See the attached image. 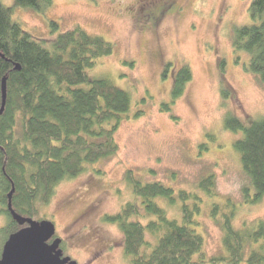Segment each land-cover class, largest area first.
<instances>
[{
	"label": "rangeland",
	"instance_id": "374dc122",
	"mask_svg": "<svg viewBox=\"0 0 264 264\" xmlns=\"http://www.w3.org/2000/svg\"><path fill=\"white\" fill-rule=\"evenodd\" d=\"M0 1L13 7L15 0ZM145 1L53 0L44 13L15 8L13 14V20L46 47L60 33L78 27L104 37L114 45L113 54L99 59L89 74L131 95V109L115 135L116 155L64 180L52 201L39 206L42 219L54 223L66 254L77 264H131L124 254V234L104 221L135 202L126 180L130 170L144 183L162 182L205 198L196 230L205 240L206 264H213L209 257L226 253L221 223L225 215L234 213L238 229L264 222V198L245 203V188L251 194L254 189L234 147L244 132L225 127L231 115L245 127L264 117V83L249 72L250 57L233 48L235 29L251 23L252 0H177L163 20L157 13L152 22L137 12ZM185 66L192 79L184 95L173 101V80ZM167 104L171 109L166 111ZM210 176L215 180L214 198L199 187ZM161 204L170 219L182 223L180 200ZM214 206L219 208L215 215ZM133 219L147 223V218ZM3 223L4 217L0 228ZM147 240L155 244L150 234ZM6 241L0 236V253Z\"/></svg>",
	"mask_w": 264,
	"mask_h": 264
},
{
	"label": "trees",
	"instance_id": "16d2710c",
	"mask_svg": "<svg viewBox=\"0 0 264 264\" xmlns=\"http://www.w3.org/2000/svg\"><path fill=\"white\" fill-rule=\"evenodd\" d=\"M52 1L15 0L13 7L0 1V108L2 79L8 77L7 105L0 116V205L8 204L13 184L14 210L38 220H44L39 206L52 201L64 180L85 174L88 166L116 155L115 135L132 101L125 89L89 74L99 59L113 54L114 45L104 37L78 27L60 33L46 47L13 20L15 8L44 13ZM249 15L251 23L234 31L233 48L250 57L249 72L264 83V0H252ZM52 25L57 29L58 24ZM16 64L22 69L15 70ZM191 79L189 66L182 67L173 80V101L184 95ZM163 109L171 107L167 104ZM225 127L244 132L234 147L254 189L251 194L245 188V203L257 204L264 198V117L245 127L231 115ZM201 147L209 150L205 144ZM126 180L135 202L104 221L117 225L124 234V254L131 264H206L205 240L196 230L205 198L185 190L177 192L162 182L144 183L131 170ZM214 184L210 176L199 187L214 198ZM164 200L169 205L178 200L183 203L182 223L169 218L161 204ZM218 210L214 206V215ZM2 212L10 218L7 211ZM135 217L147 218V223ZM233 217L234 213L225 215L221 222L226 253L209 257V262L264 264V222L238 229ZM18 230L13 220L0 230V236L8 240ZM148 234L155 238L154 245L147 240Z\"/></svg>",
	"mask_w": 264,
	"mask_h": 264
},
{
	"label": "water",
	"instance_id": "95a60500",
	"mask_svg": "<svg viewBox=\"0 0 264 264\" xmlns=\"http://www.w3.org/2000/svg\"><path fill=\"white\" fill-rule=\"evenodd\" d=\"M4 58V56H2ZM15 70H21L18 64L15 65ZM8 77H4L2 83V105L0 108V116L5 112L7 105V82ZM12 190L8 194V209L11 216L19 226L27 224L24 229L11 234L3 246V252L0 257V264H77L71 257L65 259L62 257V250L59 245L61 238L49 246L48 241L56 235V226L50 220H35L28 217L20 216L12 207L13 194L15 185L12 184Z\"/></svg>",
	"mask_w": 264,
	"mask_h": 264
},
{
	"label": "flooded vegetation",
	"instance_id": "af4514ba",
	"mask_svg": "<svg viewBox=\"0 0 264 264\" xmlns=\"http://www.w3.org/2000/svg\"><path fill=\"white\" fill-rule=\"evenodd\" d=\"M175 4H177V0H147L144 2V8H138L137 12L139 13L141 18H146L147 22H152L154 21L156 18V14L158 13V18L163 20V17L165 16L166 13L169 12V10L173 9V7L175 6ZM173 5V7H171ZM144 9L146 10V12H143ZM8 204L5 206L0 205V218L4 217V223L2 224V227L0 228V230L4 227H6L8 225V223L10 221H15L14 217L11 216V213L8 209ZM2 210L7 211L9 213L10 218H8L7 214L3 213ZM37 220V219H35ZM41 221V220H40ZM19 225V224H18ZM27 224L23 225V226H19V230L24 229L23 227H26ZM18 230V231H19ZM17 232V231H16ZM57 238L56 235L54 236L53 239H51L50 241H48V245L51 246ZM61 243L59 245L60 249L62 250L63 254L62 257L63 259L67 258L68 255L67 253V248L65 247V241L61 238ZM4 246V245H3ZM3 249V247H2ZM3 252V250H2ZM2 255V253H1ZM0 255V257H1Z\"/></svg>",
	"mask_w": 264,
	"mask_h": 264
}]
</instances>
